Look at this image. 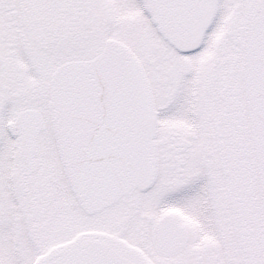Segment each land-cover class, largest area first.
I'll list each match as a JSON object with an SVG mask.
<instances>
[{"label":"snow or ice","instance_id":"snow-or-ice-1","mask_svg":"<svg viewBox=\"0 0 264 264\" xmlns=\"http://www.w3.org/2000/svg\"><path fill=\"white\" fill-rule=\"evenodd\" d=\"M0 264H264V0H0Z\"/></svg>","mask_w":264,"mask_h":264}]
</instances>
